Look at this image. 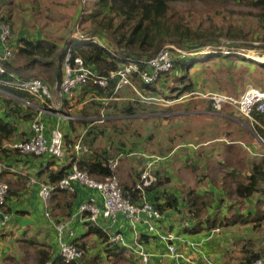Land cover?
I'll return each instance as SVG.
<instances>
[{"label": "trees", "instance_id": "1", "mask_svg": "<svg viewBox=\"0 0 264 264\" xmlns=\"http://www.w3.org/2000/svg\"><path fill=\"white\" fill-rule=\"evenodd\" d=\"M14 1L0 0V20L11 24L12 36L10 45L14 52L13 58L2 61L5 72L0 74V78L3 79H9L13 75L25 80L38 78L49 88L53 89L64 75L63 62L68 48L72 57H81L85 65L100 76L107 75L110 70L117 69L124 63L130 62H137L141 69H146L141 61L154 55L165 43H174L187 50L200 49L201 47L203 49L208 47V49L206 52L191 56L173 52L172 68L159 75L154 82L145 83L138 74H135L132 78L136 88L135 93L152 98L154 101L159 98L175 99L195 89V83L190 71L197 64L207 66L214 60L224 62L228 60L230 66L227 67L228 64L225 63L227 70L233 69V63L236 61L243 66L254 64L261 69V73L264 70V62L233 52L238 51L237 45L239 44L235 40L245 36L241 28L234 27L230 22L216 26L208 22V26L200 30L198 27H191L189 23L190 14L186 17L176 7L179 3L194 2H217L221 7H225L235 1L261 10L260 13L257 12L255 15L264 22V0H66L75 9L77 6V13L75 14L74 9L75 17L73 16L71 19L70 23H72L70 25L75 23L81 29L80 35L72 34L67 37L64 36V30L62 34L58 31L61 35H56L54 32L55 36L52 37L45 34L42 30V32L39 31L40 29L35 30L36 32L33 35H29L26 34L23 24L17 26L16 32V24L12 19L14 16ZM30 10L33 11L34 7L31 6ZM60 26L63 28L65 24L61 23ZM92 39L98 40L93 41ZM223 45L229 50L228 53H222L219 46ZM239 47H243V45ZM234 76L232 78L225 75L227 79H219L224 86L216 82L217 89L234 90L236 87L233 84ZM171 80L172 85L169 86L170 90L167 92L168 84H170ZM126 87L114 92L112 83L106 87L87 83L78 86L63 98L61 113L74 116V118H63L60 120L59 126L63 134L62 148L64 156L58 158L49 153L42 155L20 153L12 147V144L30 138V123L37 117L38 109L35 107L40 106V101L25 91L0 85V161L7 166V169L2 172V179L8 184L2 210L9 215L8 226H0V235L9 237V239L13 236L9 246L14 251L21 249V251L25 252V246L34 248L36 255L35 264H94L93 259L87 258V248L82 241V238L88 234L96 235L102 250L106 252L107 256H118L120 253L125 252V247L107 243V234L92 221L85 220L82 223V227H86L85 233H80L74 238H67V241L78 245L85 253L79 259L65 262L57 252L56 229L45 217L43 211L42 215L47 223L45 224L46 227L45 229L43 227H41L42 229H36L37 234H41L43 237L41 240H38L37 236L36 238L34 236L27 237V230L34 223L31 225L22 223L23 216L29 213L21 208L18 201L20 196L24 195L26 188H28V177L22 173H25L28 164L31 163L36 164L39 162L32 175L38 180L47 182L58 181L69 171L74 162L77 163L79 168L86 170L91 177L98 180L115 173L108 167V161L115 159L114 153L98 150L94 147L97 136L106 134V129L101 128V125L95 122H102L104 120L103 116L106 115L107 126L116 131L115 120L109 117L113 111H107V109H114L115 112L113 114H119L127 119L129 116L141 114L142 111L145 115L146 111L149 110L147 112L149 115V113L153 112L152 104H155L152 100L151 102H146L140 99L138 94L139 98L135 101L128 99L118 104L116 99L119 98ZM129 88L130 90L132 89L131 87ZM217 92L232 95L239 94V92L232 91ZM75 103L82 104L76 113L68 109V106H73ZM208 107L211 109L210 104ZM100 109L105 110V114L102 113L103 111L100 112ZM256 117L260 121H264V115L258 114ZM41 119L45 123V118L41 117ZM122 120H125V118H122ZM76 123L88 126L84 135L77 134ZM253 128L262 134L260 126L255 125ZM146 138L149 139L150 137ZM78 139L87 146L88 150L76 155L74 144ZM120 145H123V143L119 142V145H116V152L123 150ZM170 148V144H168L166 152L161 151L157 156L146 155L145 157L150 158L149 156H151L153 158L151 167L153 164L157 166L165 161L164 157L170 152ZM168 149L170 150L168 151ZM129 150L130 152L133 151L131 148ZM141 155L144 154L142 153ZM173 159H176L175 155L170 157L171 161ZM192 159L193 157H191V161ZM142 165L144 166V162ZM248 170L249 173L246 174H242V170L239 171L240 174L235 172L238 178H231L230 182H234L233 186L224 182L220 187L225 192L223 197L233 193L237 198L246 200L252 197L253 194L259 193L262 198L255 201L256 211H246L244 213L235 211L233 215L227 216V213H221V210L217 209L213 216L205 215L208 208L213 205L214 194L209 190H205V192L200 194L189 188L184 192L183 196L186 215L191 221L187 225L188 219L187 216H184L187 221L183 220V231L189 234H196L204 230L216 233L222 227L238 225V223L241 225L251 223L253 229L260 225L264 221V154L251 158ZM140 175L141 171L138 170V172H135V179L131 183L120 182L123 195L135 204L141 199L139 198L141 191L137 188V181H139ZM36 186L37 198L40 199L41 208L39 186ZM158 187H163L160 180L146 186L144 190L146 194L152 193ZM77 193L78 190L75 192L55 190L51 194L48 201L53 200L55 203H61L62 205L61 209L58 210L54 207L55 205L49 204L50 214L55 223L64 222L71 216L72 206ZM155 196L157 195L155 194ZM148 199L161 212L168 209L180 210L178 206L179 199L163 188L155 199L151 200L150 197ZM40 208H38V212L41 215ZM86 215L84 213L82 217ZM6 230H9L7 231L8 233ZM146 237H149L148 233L142 232L139 240L142 242ZM153 237L157 238L155 235ZM5 250L7 251L6 248ZM263 253L264 247L256 249L255 247L245 246L241 264H252ZM6 257L11 260L14 259V255L10 253L9 255H4V251L0 250V263Z\"/></svg>", "mask_w": 264, "mask_h": 264}, {"label": "rangeland", "instance_id": "2", "mask_svg": "<svg viewBox=\"0 0 264 264\" xmlns=\"http://www.w3.org/2000/svg\"><path fill=\"white\" fill-rule=\"evenodd\" d=\"M70 4L71 3L66 0H15L13 11L14 16L12 17L16 24L15 31L17 32V26L22 24L26 29V34L29 35H33L34 32H36L35 30L39 29V31H44V33L50 35V37L55 36V34L61 35L63 30L65 31L64 36L66 37L74 34L76 29L81 31L79 26L75 25V23L70 25L72 23H70L71 19L73 16L75 17V14L77 13V6L75 9V7ZM31 6L34 7L33 11L30 10ZM176 7L179 12L183 13L186 17L190 14L191 19H189V23L191 27H198L200 30L205 29L208 26V22L213 26L223 25L230 22L234 27L241 28L244 31L245 36L238 38L239 40H235L239 44L237 45L238 51L253 60L264 62V22L255 15L257 12L260 13L261 10L235 1L229 3V5L225 7H221L217 2L179 3ZM61 23L65 24V27L62 28L60 26ZM58 31L61 34L58 33ZM174 45L178 46L176 44ZM241 45H243V47H239ZM180 48L184 49L182 47ZM193 51L194 53H203L206 52V49L197 50L195 48ZM192 53L187 52L185 55H197ZM256 58H261V60ZM224 63L228 64L227 67L230 66L228 60H225V62L214 60L207 66L197 64L190 71V75L194 79L195 89L190 91V94L184 93L175 99L159 98L156 101L152 99L155 104H152L153 112L149 113V115L147 114L149 110L146 111L145 115L142 111L141 114L132 115L126 119V117L120 116L119 114H113V112H115L114 109H107V111H113L109 117L115 120L116 131H113V129H110L107 126L106 115L103 116L104 120L102 122H95L101 125V128L106 129V134L104 136H97L94 142V147L98 150L114 153L115 159L118 160L115 174L119 182L126 181L131 183L132 173H134L133 167H136L135 169L137 172L138 170L142 172L145 167V161L153 159L151 156H149L150 158L145 156L149 154L157 156L161 151L166 152L170 142L175 144L187 140H206L208 139L207 137L212 136L235 139L236 142L234 146L239 150H243L242 156L244 158V154H247L248 152L253 153L254 150L251 145L259 144L264 148V142L260 141L257 137V134H260V132L254 130L253 126L250 125L249 120L236 111H227V113L236 118V124L229 123L227 119H224L222 116H216V114L202 111L203 109H209L208 101L204 98V95L209 91H232L240 93L246 88V86H252L264 90V70L261 73V69L254 64L243 66L240 62L236 61L233 63L234 68L230 69V72V70H227L226 66H223L222 68L219 67ZM212 66L216 67V69L214 70V75L210 81L217 82L221 86H224L223 82L219 79H223L225 75L229 77L235 75L234 79L237 78L239 82L237 84L233 83L236 85L234 90H218L217 83L216 85H213L216 88L213 86L210 87L207 84L210 83L208 75L210 74L209 71L212 69ZM196 82H198V84H196ZM171 85L172 80L170 84H168L167 92L170 90L169 86ZM135 94H138L140 99L147 98L140 93H135L132 89L130 90L129 87H126L125 90L121 92L119 98L116 99L117 103L121 104L128 99L135 101L139 98L138 95L136 96ZM81 106L82 104L75 103L73 106H68V109H71L76 113ZM102 111L103 110L100 109V112ZM102 113L105 114V110ZM122 118H125V120H122ZM76 125L77 134L84 135L88 126H84L82 123H76ZM148 136L150 137L149 139L146 138ZM119 142L123 143L124 146L120 145L123 150H118L116 152V145H119ZM255 142L257 144H254ZM257 147L260 149L259 146ZM129 148L133 151L130 152ZM142 153L144 155H141ZM185 156L186 153L183 158H185ZM200 160L201 159H195L191 161L190 158H186L185 160L176 163V159H174L172 160L171 167H166L163 164H161L159 168L154 164L151 167V172L155 178L153 183L160 180L161 185H163L162 188L167 189L168 193L171 191L179 200H182L179 205L180 210H173L174 214L179 215V217H181L180 214L185 217L187 216L186 207L182 199L184 192L189 188L195 191L198 183H201L203 180L205 182V176L203 173L208 172L206 167L208 163L212 170L215 169H213V167L216 165H213V162H208L205 165L202 160L201 162ZM139 161L140 163H138ZM183 161L185 164H182ZM143 162L144 166L142 165ZM220 165H222V163H220ZM241 165H245L242 167H246L247 164L245 163ZM169 170H171L170 173ZM173 175L179 180L173 178ZM157 189L158 193L152 191L151 198L154 197V193H157L158 196L160 188L158 187ZM229 198H227V200L229 199L231 201V198L233 197L229 196ZM222 204L223 207H225V212L228 211V214H231L233 210L244 212L246 209V207L239 209L238 207H235L234 209L227 210L229 204L226 200H224ZM210 213L215 214V211L208 210V213L206 212L205 215ZM187 219L188 221H191L188 216ZM179 225V227L184 225L183 220ZM220 230L223 232V238H225V241L221 240V242L216 241L215 244L211 243L209 249L212 250L213 255L210 254V258L213 259L214 257L216 258V256L218 258L219 254H221L220 256L225 264H227L226 260L229 261L228 264H241V258L245 246L254 247L264 245V222L262 225H258L252 229V231L250 227L247 225H241L240 223H238V225L222 227ZM7 231L9 230H6V232ZM33 231L34 230L32 229L28 230L27 237L34 236L36 238L38 235ZM42 237L43 235H40L39 238ZM12 238L13 236L9 239V237L0 235V250L4 251V255H9V253L14 255V259L12 260L9 257L3 258L0 264H35L36 255L34 248L25 246V252L21 251V249L14 251V249H11L9 246ZM235 238L237 241H235ZM85 239L88 245V250L86 252L87 258L93 259L94 264H139L135 260L138 259V255L136 252L134 254L132 248L129 247L132 242H126L129 253L126 251L125 253L118 255L117 257L113 256L110 259L105 256L104 252H102V246L97 242V238L94 237V235H89ZM222 242L226 244H223ZM102 257L105 258L103 259ZM210 258L206 261V264H215L217 258L213 260Z\"/></svg>", "mask_w": 264, "mask_h": 264}, {"label": "built area", "instance_id": "3", "mask_svg": "<svg viewBox=\"0 0 264 264\" xmlns=\"http://www.w3.org/2000/svg\"><path fill=\"white\" fill-rule=\"evenodd\" d=\"M264 27V24H263ZM81 31L75 30L73 35H80ZM12 36V27L9 22L0 20V74L5 72L2 61L13 58L14 52L10 45ZM96 41L98 39H92ZM177 45V44H176ZM222 53H228L225 45L219 46ZM201 50L203 48H200ZM206 51L208 47L205 48ZM199 50V49H197ZM173 52L187 54L193 50L181 49L171 43L163 44L157 52L146 60H142L146 69H141L137 62L124 63L114 70H110L107 75L100 76L91 68L85 65L83 59L79 56L72 57L70 49L66 52V57L63 62L64 75L59 83H56L53 89L49 88L38 78L20 79L12 76L9 79L0 78V85L7 86L15 90H21L36 97L40 101L37 117L30 123L31 136L29 139L16 142L12 147L20 153L42 155L49 153L55 157H63L64 151L62 148L63 134L60 130L59 121L47 134L46 124L41 119L42 112H51L59 118H71L69 115L61 113L63 106V98L71 93L72 90L83 84L90 83L106 87L113 84L114 92L123 88L131 87L135 91L133 76L138 74L145 83L154 82L159 75L169 71L173 66ZM242 54L240 51H233ZM204 98L211 105V109L217 112L222 111L225 107H230L247 120L253 127L258 125L262 129V134H257L260 141L264 142V121H260L256 117L258 114L264 115V90L246 86V88L238 95H232L224 92L209 91L204 95ZM146 102H151L152 98H144ZM87 146L82 144L78 139L74 144L76 155L87 151ZM118 164L117 159H110L108 167L115 172ZM152 160H147L145 167L141 172L137 188L141 194L137 204L132 203L123 195L122 188L116 174H112L102 180L91 177L86 170L78 167L74 162L69 171L64 174L56 182L37 181L32 179L31 182L39 184V195L44 203V215L54 225L57 237V252L62 257L63 261L70 262L79 259L83 256L84 250L78 245L67 241V235H72V230H69L68 221L55 223L47 209V203L51 194L55 190H64L73 192L77 185L85 186L90 189H95L102 200V204L98 205L95 198H89L78 205L75 215H83L86 213V220L97 223L98 219L104 218L113 223L122 216L127 220L132 227L136 223L144 221L148 232L152 233L157 230L156 223L161 218V211L149 201L144 188L149 186L155 180L151 172ZM7 169V166L0 161V225L7 226L9 223V215L3 212V203L8 190V184L2 179V172ZM140 212L145 214L144 218L139 215ZM107 234V243L126 244L125 237L121 232L108 233V228L105 229ZM157 236L166 243V254L171 257H182L177 251L175 244L172 242L175 236L171 232H157ZM128 246V245H127ZM133 253L138 255V259L142 264H153L151 262L150 253L145 248V245L135 236L132 244ZM252 264H264V253L253 261Z\"/></svg>", "mask_w": 264, "mask_h": 264}, {"label": "crops", "instance_id": "4", "mask_svg": "<svg viewBox=\"0 0 264 264\" xmlns=\"http://www.w3.org/2000/svg\"><path fill=\"white\" fill-rule=\"evenodd\" d=\"M256 59H259V58H256ZM259 60H261V58ZM223 66H227V65L224 63L223 65H221L219 67L222 68ZM211 68H212L211 69L212 71L210 70L209 71L210 74L208 75L209 81L213 77V75H214L213 73H214V70L216 69V67L212 66ZM225 79H227V77L224 76L222 80H225ZM238 82H239V80L237 78H235L234 83L237 84ZM210 83H207L210 87H212L213 85H216V82L210 81ZM196 84H198V82H196ZM213 87L216 88L215 86H213ZM208 105H209V103H208ZM202 111L207 112V113L216 114V116H222L224 119L226 118L229 123L236 124V122H235L236 118L233 117L231 114L227 113V111H230V112L234 111L230 107H225L220 112L214 111L212 109H203ZM41 117L45 118L47 134L54 127L53 126L54 123L56 124L57 121L60 122V120L63 119V118H59L56 114L51 113V112H42ZM70 117L74 118V116H70ZM207 138L208 139H206V140H198V139L194 140V141L193 140L192 141L187 140V141L175 143V144H172V142H170L169 144H170L171 150L168 149V151L170 150V152H168L167 155L164 157L165 161L161 162L160 164H163L166 167H171L172 161L170 160V157L173 155L176 156V161H175L176 163L181 162L182 160H185L186 158L191 159V157H193L192 160L201 159L205 165L208 162H213V165H216L215 167H213V169L214 168L215 169L212 170L209 163H208V165H206L208 172L203 173V175L205 176V182L203 180L201 183H198L197 189L195 190L197 193H200V194L205 192V190H209L214 194L215 200H213V202H212L213 205H212V207L208 208V210L216 211L218 209V210H221V213H224V214L227 213L228 211L225 212V210H224L225 207H223V204H222L223 201L226 200V202L229 204V206H227V210L234 209L235 207H238V209L246 207L244 212L256 211L257 206L255 204V201L257 199H261L262 195H260L259 193H255V194H253L252 197L247 198L246 200L237 198V196H235V194H233V193L223 197L225 195V192H223L221 190L220 186L224 182L230 183V185L233 186L234 182H230V180L232 177H234L235 179L238 178V176L235 174V172L240 174L239 171L242 170V174L243 173L244 174L249 173L248 169H249V163L251 161V158H254V157H257V156L264 154L263 146L262 145L260 146L259 144L258 145H251V146H253L252 147L254 150L253 153L248 152L247 154H244L245 155V158H244L242 156L243 150H239L234 146V144L236 142L235 139H229V138L226 139V138L214 137V136L207 137ZM254 144H257V143L255 142ZM257 146H259L260 149ZM185 153H186V156H185V158H183ZM201 160H200V162H201ZM216 162H217V164H216ZM138 163H140V161ZM220 163H222V165H220ZM245 163L247 164L246 167H242L245 165H241V164H245ZM160 164L157 165L158 168L160 167ZM182 164H185L184 161ZM38 165H39V162H37L36 164L35 163L28 164V167H27L25 173H22V174L27 175V177H28V188H26L24 195L22 194L19 198V201H18L21 208L24 209L25 211H28V213H29V214L23 216V219H27V222L23 223V224L31 225L34 223L32 226H30V228H28V230H30V229L34 230L33 232L35 234H37L36 229H39L41 227H43V229H45V227H46L45 224H47L46 221L44 220L43 215H42V211L44 213V209H45L44 203L41 200L42 206L40 208V199L37 198V190H36L37 186L36 185L39 186V184L31 182L32 179H35L37 181H42V180H38L36 177H34L32 175V172L34 170H36L35 167H38ZM135 168L136 167H133L134 173H132V181L135 179V172H136ZM26 172L29 174H27ZM170 172H171V170H169V173ZM213 177H214V179H213ZM173 178H175L176 180H179L175 177V175H173ZM137 183H138V181H137ZM161 189L162 188H160L159 193H160ZM163 189H165V188H163ZM76 190H78V193H77L76 198L74 200V205L72 206V208H73L72 214L69 218H67L65 220V221H68L69 230H72V232H73L72 235H70V234L67 235L68 239L74 238V236H77L80 233L84 234L86 231V227L85 226L82 227V223H83V221L86 220L85 219L86 216L82 217V215H77V216L75 215L76 208H78V205L81 202L85 201L86 199L93 198V197L95 198L96 203L98 205L102 204L101 197L95 189H90V188H87L85 186L77 185L75 191ZM165 190L167 191V189H165ZM75 191H73V192H75ZM155 192L158 193V189H156ZM157 193H154V194L157 195ZM169 193H172V192L169 191ZM172 194H174V193H172ZM146 195H147V197H150L151 200H153L151 198L152 197L151 192L147 193ZM229 196L233 197V198H231V201L229 200L230 199ZM227 198H229V199L227 200ZM182 199L184 202L183 196H182ZM181 202H182V200H179V205ZM49 204L55 205L54 207L58 210H60L61 206H62L61 203H55V201H53V200L48 201L47 209H48L49 213H50ZM184 204H185V202H184ZM38 208L41 209V215L38 212ZM168 210L169 211L166 210L164 212H161L162 216L156 223L157 230L155 232H152V233L147 231L144 221L138 222V223H136V225H134V227H132L130 225V223L127 220H125L122 216H119L118 220L113 222V223H110L109 220L100 217L98 219L97 223H94V224L96 226L100 227L104 232H105V229H107V228H108V233L121 232L123 234V236L125 237V241L127 243H131L134 240L135 236L139 237L142 232H147L149 237L144 238V241L142 240V243L145 245V248L150 253L151 260L154 262L153 264H206V261L211 256L210 254L213 255L212 250L209 249L211 243L215 244L216 241H220V242H221V240L225 241L224 240L225 238H223V232L221 230H219L218 232L213 233L212 231L209 232V231L204 230V231H201V232L196 233V234L186 233L183 231L184 227H179L180 222L182 220H186V218L181 214H180L181 217H179V215H177V214L175 215L173 209H168ZM208 210H207V213H208ZM236 212H239V211H236ZM244 212H242V213H244ZM233 213H235L234 210H233V212H231V214L227 213V216H229V215L231 216V215H233ZM209 215L213 216L214 213L213 214L210 213ZM51 218H52V216H51ZM189 222L190 221L187 222V225L189 224ZM263 222L264 221H262L260 223V225H262ZM35 225H38V226H36L38 228H36ZM171 226H172V228H171ZM247 226L250 227V229L252 231V229H253L252 224L250 223ZM77 228H79V229L77 230ZM158 231H160V232H171L175 236V238L173 239L172 242L175 244L177 251L182 255V257L181 256L180 257H171V256L166 254V243L163 242L157 236ZM37 235H38L37 236L38 240H40L41 238H39V237L41 234H37ZM89 235H94V237H96L95 234H88L82 238V241L84 242L87 250H88V245H87V241L85 238ZM154 235L157 238H154L153 237ZM98 240L99 239H97V242L100 243V241H98ZM233 241H234V237H233ZM235 241H237L236 238H235ZM222 243L226 244L224 242H222ZM113 244L119 245V247L120 246L125 247L126 248L125 252L127 251L129 253V251L127 249V247H128L127 245L119 244V243H113ZM119 247H116V248H119ZM254 247L256 249H258L259 247H264V245L254 246ZM102 252H104V251L102 250ZM125 252H123V253H125ZM104 253H105V256H107L106 252H104ZM123 253H120L119 255H121ZM220 255L221 254H219L218 258L216 256L217 259L215 257L213 259H216L215 262L217 264H225V262L222 260ZM107 257L111 259V257H113V255L107 256ZM114 257H117V256H114ZM102 258L104 259L105 257H102ZM204 258H205V261H204ZM213 259H211V260H213ZM135 260L137 263L142 264L139 259H135ZM226 262L228 264L229 261L226 260ZM231 264H233V263H231Z\"/></svg>", "mask_w": 264, "mask_h": 264}, {"label": "water", "instance_id": "5", "mask_svg": "<svg viewBox=\"0 0 264 264\" xmlns=\"http://www.w3.org/2000/svg\"><path fill=\"white\" fill-rule=\"evenodd\" d=\"M139 215H140L141 217H144V216H145V214H144L143 212H140ZM2 216H3V215H0V218H2ZM26 222H27V219H23V220H22V223H26Z\"/></svg>", "mask_w": 264, "mask_h": 264}]
</instances>
